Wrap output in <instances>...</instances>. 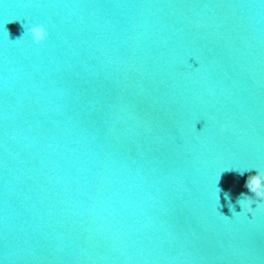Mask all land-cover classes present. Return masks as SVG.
Returning a JSON list of instances; mask_svg holds the SVG:
<instances>
[{
  "label": "water",
  "instance_id": "water-1",
  "mask_svg": "<svg viewBox=\"0 0 264 264\" xmlns=\"http://www.w3.org/2000/svg\"><path fill=\"white\" fill-rule=\"evenodd\" d=\"M256 167L264 0H0V264H264Z\"/></svg>",
  "mask_w": 264,
  "mask_h": 264
},
{
  "label": "clouds",
  "instance_id": "clouds-1",
  "mask_svg": "<svg viewBox=\"0 0 264 264\" xmlns=\"http://www.w3.org/2000/svg\"><path fill=\"white\" fill-rule=\"evenodd\" d=\"M31 34L37 43L44 42L48 38V32L43 26L32 27ZM255 170L256 173L254 175H250L247 179V187L251 193H254L255 198L253 199V197L242 194L238 199V203L242 208V211L240 212H246L253 215L255 214L257 208L264 210V168L256 167ZM241 174H243V171L241 172ZM227 196L228 194L225 193L226 198ZM253 205H255L256 207H253ZM229 207L232 208V212H236L231 204L229 205ZM240 212L236 213L239 214Z\"/></svg>",
  "mask_w": 264,
  "mask_h": 264
}]
</instances>
